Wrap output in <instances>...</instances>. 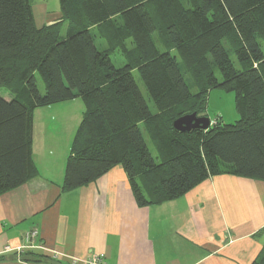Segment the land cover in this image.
Returning a JSON list of instances; mask_svg holds the SVG:
<instances>
[{
    "label": "trees",
    "instance_id": "obj_1",
    "mask_svg": "<svg viewBox=\"0 0 264 264\" xmlns=\"http://www.w3.org/2000/svg\"><path fill=\"white\" fill-rule=\"evenodd\" d=\"M185 1L59 0V17L38 25L30 0H0V87L12 95L0 96V195L38 173L33 111L74 98L84 109L65 161L64 191L115 165L139 206L175 199L222 173L264 181V0ZM96 34L106 48L97 47ZM116 50L126 62L119 67L111 59ZM217 87L234 92L236 121L173 127L182 115L206 116L208 92ZM251 264H264V249Z\"/></svg>",
    "mask_w": 264,
    "mask_h": 264
},
{
    "label": "crops",
    "instance_id": "obj_2",
    "mask_svg": "<svg viewBox=\"0 0 264 264\" xmlns=\"http://www.w3.org/2000/svg\"><path fill=\"white\" fill-rule=\"evenodd\" d=\"M33 13L38 25L59 17V11L50 18ZM83 109L74 98L33 111L38 173L0 195V264H69L71 258L84 264L90 252L104 254L105 264H251L260 257L264 181L222 173L175 199L139 206L115 165L64 191L65 161ZM25 253L48 260L26 261Z\"/></svg>",
    "mask_w": 264,
    "mask_h": 264
},
{
    "label": "rangeland",
    "instance_id": "obj_3",
    "mask_svg": "<svg viewBox=\"0 0 264 264\" xmlns=\"http://www.w3.org/2000/svg\"><path fill=\"white\" fill-rule=\"evenodd\" d=\"M181 1L184 3L187 2L185 0H181ZM30 2L32 4V8H33V10L37 16L46 15L47 17L50 18L57 11H59V0H30ZM40 4L44 5L45 11H47L46 13L43 12L42 10H40V8H39ZM35 21L39 23V21L37 20L36 17H35ZM65 25L66 24H64L62 27V32H64ZM153 38L156 40L158 47H160V44H161L160 41L161 40L159 39V35L157 33H154ZM94 42L99 49L106 47L105 40L103 38H100L97 34L95 35ZM132 44H133L132 42L127 41L128 48H131L133 46ZM260 44H261L262 52L264 54V42H260ZM229 57L233 62H235V66H237L236 58L232 52H229ZM111 59L113 61V64L117 67L122 66L126 63L125 58L117 50L115 52L111 53ZM132 72H133L135 80H136L144 98L146 99L150 109L153 110L154 108H153L152 102L150 100V97L148 95V92H147L143 82L140 80L136 71H132ZM215 75L218 79H220V74L216 68H215ZM185 76L187 77V78L186 77L185 78H186L187 83L190 85L189 87H190L191 92H195L196 88L193 87V84L195 83L194 72H192V71L185 72ZM37 84H38L39 90L41 92H44L43 83L38 77H37ZM0 96L11 97V94L5 88L0 87ZM205 113H206V116L209 118V121H210L209 126H212V124L214 122H218L219 120L222 123H233L234 121H236L239 117V114H238L236 107H235V94H234V92L225 91V90L218 88V87L211 89L207 95ZM200 115H202V114H200ZM141 128H142V126H141ZM145 138H146L147 145H148L152 155L154 157H156L157 154H156V150H155L153 143L150 141V139L147 137V135H145ZM29 236L30 235H28V234L25 236L26 240L29 239ZM69 264H72L71 259L69 260Z\"/></svg>",
    "mask_w": 264,
    "mask_h": 264
},
{
    "label": "water",
    "instance_id": "obj_4",
    "mask_svg": "<svg viewBox=\"0 0 264 264\" xmlns=\"http://www.w3.org/2000/svg\"><path fill=\"white\" fill-rule=\"evenodd\" d=\"M209 125L207 116L197 115L195 112L182 115L173 121V127L180 131H189L194 128L207 129Z\"/></svg>",
    "mask_w": 264,
    "mask_h": 264
},
{
    "label": "built area",
    "instance_id": "obj_5",
    "mask_svg": "<svg viewBox=\"0 0 264 264\" xmlns=\"http://www.w3.org/2000/svg\"><path fill=\"white\" fill-rule=\"evenodd\" d=\"M104 254L97 252H90L86 259L83 260L84 264H105ZM79 260L77 258H71L72 264H76Z\"/></svg>",
    "mask_w": 264,
    "mask_h": 264
}]
</instances>
